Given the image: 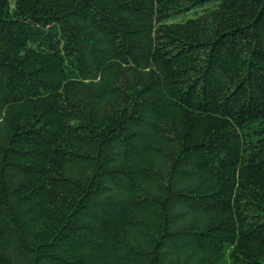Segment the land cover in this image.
<instances>
[{
    "label": "trees",
    "instance_id": "obj_1",
    "mask_svg": "<svg viewBox=\"0 0 264 264\" xmlns=\"http://www.w3.org/2000/svg\"><path fill=\"white\" fill-rule=\"evenodd\" d=\"M0 264H264V0H0Z\"/></svg>",
    "mask_w": 264,
    "mask_h": 264
}]
</instances>
